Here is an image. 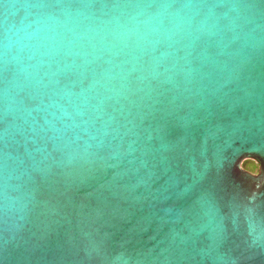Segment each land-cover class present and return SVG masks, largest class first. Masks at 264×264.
<instances>
[{"label":"water","instance_id":"obj_1","mask_svg":"<svg viewBox=\"0 0 264 264\" xmlns=\"http://www.w3.org/2000/svg\"><path fill=\"white\" fill-rule=\"evenodd\" d=\"M262 176L264 0L0 7V264H264Z\"/></svg>","mask_w":264,"mask_h":264},{"label":"trees","instance_id":"obj_2","mask_svg":"<svg viewBox=\"0 0 264 264\" xmlns=\"http://www.w3.org/2000/svg\"><path fill=\"white\" fill-rule=\"evenodd\" d=\"M242 166L245 169H247V170H249V171H251L253 173H255V170H257L259 168V165L254 160H250V159L249 160H245L243 162Z\"/></svg>","mask_w":264,"mask_h":264},{"label":"snow or ice","instance_id":"obj_3","mask_svg":"<svg viewBox=\"0 0 264 264\" xmlns=\"http://www.w3.org/2000/svg\"><path fill=\"white\" fill-rule=\"evenodd\" d=\"M8 0H0V7H6L7 6ZM203 177V173L196 172L195 170L193 171V179L198 181ZM261 180H264V176L261 177Z\"/></svg>","mask_w":264,"mask_h":264},{"label":"rangeland","instance_id":"obj_4","mask_svg":"<svg viewBox=\"0 0 264 264\" xmlns=\"http://www.w3.org/2000/svg\"><path fill=\"white\" fill-rule=\"evenodd\" d=\"M247 160H249V159H247ZM250 160H252V159H250ZM255 161V160H254ZM256 162V161H255ZM257 163V162H256ZM258 164V163H257ZM259 171V168L257 169V170H255V173H257Z\"/></svg>","mask_w":264,"mask_h":264}]
</instances>
